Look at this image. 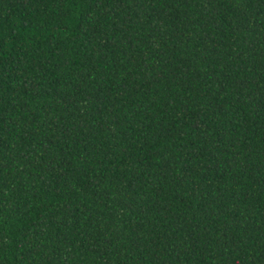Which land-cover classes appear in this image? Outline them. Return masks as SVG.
<instances>
[{"label":"trees","instance_id":"16d2710c","mask_svg":"<svg viewBox=\"0 0 264 264\" xmlns=\"http://www.w3.org/2000/svg\"><path fill=\"white\" fill-rule=\"evenodd\" d=\"M0 264H264V0H0Z\"/></svg>","mask_w":264,"mask_h":264}]
</instances>
